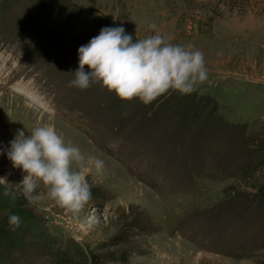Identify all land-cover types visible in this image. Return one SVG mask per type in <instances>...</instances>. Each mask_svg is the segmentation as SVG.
<instances>
[{
	"label": "rangeland",
	"instance_id": "1",
	"mask_svg": "<svg viewBox=\"0 0 264 264\" xmlns=\"http://www.w3.org/2000/svg\"><path fill=\"white\" fill-rule=\"evenodd\" d=\"M99 21L134 41L155 24L204 53L208 81L148 106L97 83L71 87ZM0 38L38 99L0 95V184L32 217L0 212V230L13 214L21 220L9 229L18 245L0 237V264H264V0H0ZM10 97L37 112L21 105L11 117ZM40 114L85 161H105L86 174L91 200L79 217L16 188L25 173L7 150L19 130L28 137L47 123Z\"/></svg>",
	"mask_w": 264,
	"mask_h": 264
},
{
	"label": "clouds",
	"instance_id": "2",
	"mask_svg": "<svg viewBox=\"0 0 264 264\" xmlns=\"http://www.w3.org/2000/svg\"><path fill=\"white\" fill-rule=\"evenodd\" d=\"M150 28L156 30L155 35L135 41L123 27L102 28L79 48V68L70 86L86 90L97 83L122 101L139 100L148 106L171 91L190 95L208 81L202 51L191 44L169 42L155 24ZM10 143L8 159L25 173L16 186L25 199L29 203L51 200L79 217L91 200L86 174L90 166L102 173L105 161L96 155L85 161L81 150L66 144L51 120L38 124L28 137L19 130ZM0 183L7 184L3 179ZM41 188L44 191H38ZM91 221L92 216L87 215L81 222L88 225ZM20 223L18 215L9 216L11 227L18 228Z\"/></svg>",
	"mask_w": 264,
	"mask_h": 264
},
{
	"label": "trees",
	"instance_id": "3",
	"mask_svg": "<svg viewBox=\"0 0 264 264\" xmlns=\"http://www.w3.org/2000/svg\"><path fill=\"white\" fill-rule=\"evenodd\" d=\"M107 27V24L103 21H99L95 26H93L91 28V30L88 32L90 38L96 37L100 34V31L102 28ZM260 147L262 148V150H264V140L262 141V143L260 144ZM262 167H263V172H264V157L263 160L261 161ZM22 203H24L23 201H15L13 197H11V195H9L6 192V188L3 187L2 184H0V212H4V211H13L15 213H18L21 215L23 219V221L27 220L29 221L32 217L30 212H28L25 208H23L25 205H22ZM11 228V226L9 225V229ZM14 228V227H12ZM20 227L16 228L19 229ZM6 230L4 227L2 230H0V237H3L4 235L8 236V242L7 244L10 245L11 248H13L12 246H14L19 239V235L17 236L12 235L9 236V234H13L12 231L10 230ZM7 238V237H6ZM20 242V241H19ZM19 243H17L18 245ZM59 264H75L72 261H69L67 259V257H60V262Z\"/></svg>",
	"mask_w": 264,
	"mask_h": 264
},
{
	"label": "bare ground",
	"instance_id": "4",
	"mask_svg": "<svg viewBox=\"0 0 264 264\" xmlns=\"http://www.w3.org/2000/svg\"><path fill=\"white\" fill-rule=\"evenodd\" d=\"M22 89V91H24L26 94H28V96H30L31 98H33L36 102L38 101V100H36L35 98H34V96H33V94L27 89V88H25V87H23V88H21ZM35 94V93H34ZM0 95H3L2 93H0ZM9 96V95H8ZM2 97V96H1ZM4 97H6V96H4ZM16 101L19 103H17L16 104ZM9 102H10V104L8 105V108H9V112H10V115H11V117H13V112H12V108H15L14 110H18V109H20L21 110V108H22V106L21 105H23L24 107H26L27 108V111L28 112H30V113H32L31 111H33V112H37V110H35V109H33L31 106L29 107L27 104H23V101H22V103H20L19 102V100L17 99L16 100V98H12V97H10V99H9ZM36 104V103H35ZM39 104V103H38ZM39 113V112H38ZM41 115V117H43V119H45L47 122H49L50 120L52 121V122H54V124H55V126H56V121L55 120H52V119H48V118H46V117H44L42 114H40Z\"/></svg>",
	"mask_w": 264,
	"mask_h": 264
}]
</instances>
